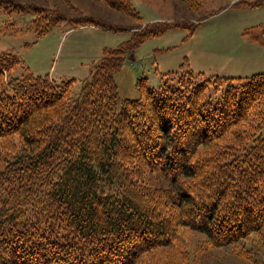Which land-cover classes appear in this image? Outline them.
<instances>
[{
    "label": "trees",
    "instance_id": "16d2710c",
    "mask_svg": "<svg viewBox=\"0 0 264 264\" xmlns=\"http://www.w3.org/2000/svg\"><path fill=\"white\" fill-rule=\"evenodd\" d=\"M25 14L38 36L66 20L0 0V18ZM144 37L104 49L78 94L0 52V264H195L200 246L264 264V74H174L119 100L114 74Z\"/></svg>",
    "mask_w": 264,
    "mask_h": 264
},
{
    "label": "rangeland",
    "instance_id": "374dc122",
    "mask_svg": "<svg viewBox=\"0 0 264 264\" xmlns=\"http://www.w3.org/2000/svg\"><path fill=\"white\" fill-rule=\"evenodd\" d=\"M34 3L65 15L66 20L44 35L28 29L31 15L0 18V52L16 55L27 72L60 85L73 81L78 94L91 77L104 49L124 47L144 35L114 74L119 100L139 98L137 84L158 89L174 74L207 78H246L264 74V0H127L128 16L102 0H15ZM92 18L95 24L75 27L73 21ZM14 22L17 33L8 31ZM179 23L174 26L173 23ZM130 28L144 30L139 35ZM17 74L24 73L22 67ZM176 75V76H177ZM170 84L174 81L169 82ZM264 134V129H263ZM200 245L199 237L191 245ZM198 248L195 264H245L230 249ZM261 255L264 258V251ZM170 264L179 258L172 252Z\"/></svg>",
    "mask_w": 264,
    "mask_h": 264
}]
</instances>
